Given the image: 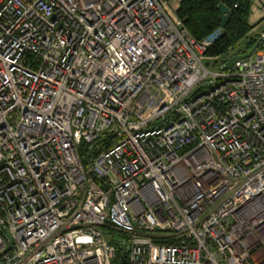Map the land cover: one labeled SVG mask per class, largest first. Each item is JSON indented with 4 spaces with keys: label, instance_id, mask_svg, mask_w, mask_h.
<instances>
[{
    "label": "built area",
    "instance_id": "2783aa9c",
    "mask_svg": "<svg viewBox=\"0 0 264 264\" xmlns=\"http://www.w3.org/2000/svg\"><path fill=\"white\" fill-rule=\"evenodd\" d=\"M178 1L0 0V264H264V31L212 72Z\"/></svg>",
    "mask_w": 264,
    "mask_h": 264
},
{
    "label": "trees",
    "instance_id": "16d2710c",
    "mask_svg": "<svg viewBox=\"0 0 264 264\" xmlns=\"http://www.w3.org/2000/svg\"><path fill=\"white\" fill-rule=\"evenodd\" d=\"M222 3L228 9V18L222 28L219 27V17L217 5ZM235 4V6H233ZM250 10V0H179L175 9L176 17L188 33L200 40L215 29L219 28V33L214 40L205 48L203 56L215 57L224 53L228 48L235 46L238 41L244 39L247 32L253 25L248 23ZM255 38L245 41L246 50L254 42ZM109 144V140L102 136L94 146L79 143L77 147L80 161L86 165L97 152ZM113 237L110 242L115 244V254L111 264H126L125 254L121 253L115 243L116 233L111 232Z\"/></svg>",
    "mask_w": 264,
    "mask_h": 264
},
{
    "label": "rangeland",
    "instance_id": "374dc122",
    "mask_svg": "<svg viewBox=\"0 0 264 264\" xmlns=\"http://www.w3.org/2000/svg\"><path fill=\"white\" fill-rule=\"evenodd\" d=\"M259 12L260 16L254 19L253 13L254 12ZM249 22H253L255 24H250L253 25L252 27H255L253 30L244 36V39H241L240 41L237 42L235 46H232L231 48H228L224 53L215 56V57H205L202 60V63L204 66L209 69L212 72H216L220 70V65L221 61L228 58L229 56L236 54L238 52H241L244 49L245 41L249 40L250 38H256L257 34L261 31H264V14L259 6L256 5L255 0H250V10H249V15L248 19Z\"/></svg>",
    "mask_w": 264,
    "mask_h": 264
},
{
    "label": "water",
    "instance_id": "95a60500",
    "mask_svg": "<svg viewBox=\"0 0 264 264\" xmlns=\"http://www.w3.org/2000/svg\"><path fill=\"white\" fill-rule=\"evenodd\" d=\"M217 11H218V17H219V27L222 28L224 26L225 21L228 18V9L222 3H219L217 5ZM258 41H259V38H256L249 48H247L243 52L233 54V55L229 56L228 58H226L220 67L222 69H228V68H230V66L232 65V63L235 60L249 56L250 53L253 51V49L258 44ZM0 229H1L4 237L7 240L5 247L0 251V254H1L10 247V239H9L7 232L4 230V228L0 226ZM119 250L121 253L124 252V245L123 244H121L119 246Z\"/></svg>",
    "mask_w": 264,
    "mask_h": 264
},
{
    "label": "crops",
    "instance_id": "0c3cea01",
    "mask_svg": "<svg viewBox=\"0 0 264 264\" xmlns=\"http://www.w3.org/2000/svg\"><path fill=\"white\" fill-rule=\"evenodd\" d=\"M259 16H260V13H259L258 11L253 13V17H254V19L256 18V20H257V19H258L257 17H259ZM248 23H249V24H255L256 22L254 23V20H253V22H249V21H248ZM254 28H255V27H252L251 29L253 30ZM251 29H250L247 33H249V32L251 31Z\"/></svg>",
    "mask_w": 264,
    "mask_h": 264
}]
</instances>
